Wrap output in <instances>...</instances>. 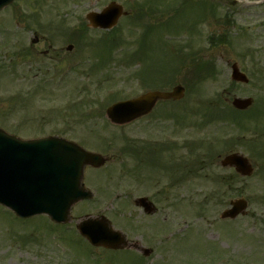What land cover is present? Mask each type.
<instances>
[{
    "label": "rangeland",
    "instance_id": "374dc122",
    "mask_svg": "<svg viewBox=\"0 0 264 264\" xmlns=\"http://www.w3.org/2000/svg\"><path fill=\"white\" fill-rule=\"evenodd\" d=\"M112 2L121 5L127 16L121 17L112 31L91 28L86 15L101 13ZM141 5H158L156 12L162 13L158 17L145 13L137 22V15L143 13ZM28 16L31 28L23 21ZM145 28L149 38L143 45ZM114 30L121 41L107 51L100 41ZM69 45L74 46L72 52L67 51ZM110 53L114 56L104 60ZM183 54L190 56L184 65L176 66L173 80L188 89L183 101L159 104L150 116L124 129L107 120L105 111L112 99L118 102L150 90H171L173 86L153 89L151 82L145 85L144 75H150L144 71L150 65L153 75L157 62V70L165 69L166 74L169 58ZM179 60L176 57V63ZM198 62H209L216 75L195 77L200 73L193 63ZM233 63L248 75L249 85L231 86ZM262 78L264 0H30L2 12L0 128L24 140L63 137L115 161L88 174L86 185L94 199L73 208L63 239L62 231L52 235L49 220L32 219L23 227L0 207V264H264V166L251 157L247 141L237 139L233 129L225 127L218 137L234 141V150L250 158L255 173L237 181L236 191L222 206L212 203L202 212L198 204L212 192V182L201 176L174 187L170 208L165 205L166 215L163 211L158 218L145 217L134 201L143 196L152 199L157 191L147 182H135L132 172L123 170L126 165L132 168V159L119 155L124 138H178L187 139L189 144L208 139L217 131H201L193 125L195 108L219 104V99L229 103V94L252 97L256 103L264 99ZM164 112L176 114L179 121L165 123L160 120ZM218 164L205 174L233 173L222 171ZM94 177L98 183L93 182ZM239 197L249 201L248 216L222 223L221 212ZM159 206L164 208V204ZM87 216L106 217L129 240L138 239L145 247H152L154 254L143 262L136 258L140 255L137 252L136 256L115 255L94 249L93 255L87 256L88 245L74 233L77 223ZM15 234L31 237L20 242L14 240Z\"/></svg>",
    "mask_w": 264,
    "mask_h": 264
},
{
    "label": "water",
    "instance_id": "95a60500",
    "mask_svg": "<svg viewBox=\"0 0 264 264\" xmlns=\"http://www.w3.org/2000/svg\"><path fill=\"white\" fill-rule=\"evenodd\" d=\"M11 2L13 0H0V10ZM122 14V8L112 4L101 15L91 14L89 21L94 27L110 29ZM233 70L236 81L248 82L236 65ZM184 92V88L177 87L171 93H149L137 100L115 105L108 110V116L115 123L131 121L149 113L159 100L182 99ZM233 104L239 110H246L252 100L236 99ZM104 162L102 157L62 139L22 141L0 129V204L21 218L47 214L54 222L66 223L74 204L92 198L82 184L85 167L90 164L101 167ZM222 164L235 166L243 176H250L253 172L247 159L240 155L229 156ZM137 204L146 208L149 214L154 210L147 199H139ZM232 205L223 218L235 219L239 214H245V201H236ZM78 230L97 247L139 249L138 244L129 243L120 232L114 231L104 217L85 220L78 225ZM150 254V250H144L145 256Z\"/></svg>",
    "mask_w": 264,
    "mask_h": 264
},
{
    "label": "flooded vegetation",
    "instance_id": "af4514ba",
    "mask_svg": "<svg viewBox=\"0 0 264 264\" xmlns=\"http://www.w3.org/2000/svg\"><path fill=\"white\" fill-rule=\"evenodd\" d=\"M135 146L134 171L137 178L143 181L141 183H149L150 188L156 190L158 194L169 193L174 187H183L184 175L187 171V139H139L135 143ZM173 165H176L178 168ZM149 171L151 172V176L144 174V172L148 173ZM173 174L178 175L176 186L174 187L171 178ZM162 201V198L158 199L155 197L153 202L159 207V211L152 215V218H158L163 211H165L166 215L167 208L165 205L168 208H170V205L169 202H166L164 203V208L163 206H159L162 205ZM162 221L166 222L167 217H164ZM157 230V227L153 228L154 232Z\"/></svg>",
    "mask_w": 264,
    "mask_h": 264
},
{
    "label": "trees",
    "instance_id": "16d2710c",
    "mask_svg": "<svg viewBox=\"0 0 264 264\" xmlns=\"http://www.w3.org/2000/svg\"><path fill=\"white\" fill-rule=\"evenodd\" d=\"M232 121L236 124L237 128L241 130V128L245 127V122L244 119L242 118H237V117H232Z\"/></svg>",
    "mask_w": 264,
    "mask_h": 264
}]
</instances>
